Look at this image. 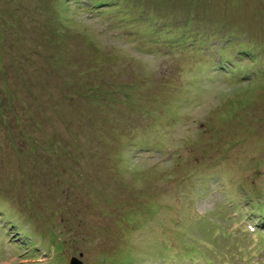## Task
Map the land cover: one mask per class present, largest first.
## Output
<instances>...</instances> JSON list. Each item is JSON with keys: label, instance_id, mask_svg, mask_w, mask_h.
<instances>
[{"label": "rangeland", "instance_id": "374dc122", "mask_svg": "<svg viewBox=\"0 0 264 264\" xmlns=\"http://www.w3.org/2000/svg\"><path fill=\"white\" fill-rule=\"evenodd\" d=\"M24 3L0 43V264H264L227 203L264 204V0Z\"/></svg>", "mask_w": 264, "mask_h": 264}, {"label": "trees", "instance_id": "16d2710c", "mask_svg": "<svg viewBox=\"0 0 264 264\" xmlns=\"http://www.w3.org/2000/svg\"><path fill=\"white\" fill-rule=\"evenodd\" d=\"M7 2L8 3L14 2V7L11 8L12 9V12L7 11V14H10L11 15L10 17H11V19L13 21H10V22L7 21V23H10V24H9V28H5V31L2 28V26L0 25V43H2V44L5 43L6 42L5 40H7L10 36L14 35L15 30L16 31L18 30L17 25L20 24V22L22 20H25V18H23V17H25V15H27V14L23 13V12L26 11V9L24 8V5H25L24 0H19L18 3H17V0H7ZM62 2L63 3H67L66 5L69 8L72 7L71 3L74 2L78 6L82 5L83 6L82 8H85L88 11H91V12L94 11V12H97V13H100V9H102V12L101 13H104V11H106L104 9H106V8L112 9V7H115L114 6V0H85V2H83L81 0H54V3L56 5V6L54 5V8L56 9V7H58L59 4L62 3ZM82 2H83V4H81ZM48 3H50V2H48ZM19 5H22V7L21 8L17 7ZM48 8L51 9V7L49 6V4H48ZM108 11H110V10H108ZM53 14H54L53 19L57 18V14H55V13H53ZM6 16H8V15H6ZM123 18H126L127 19V17H123ZM181 18H179V21H181ZM135 22L137 24V21H135ZM19 26L21 27L22 25H19ZM22 28H23V26H22ZM149 30H152V29L150 28ZM186 30L187 29H185V28H182V30H179L178 29L179 32H184ZM59 31H60V29L55 32L53 30V28H52V31H51L50 35L53 36V37L54 36H57L59 34ZM124 31H129L131 34L134 33L133 31L126 30V29ZM17 32H18L17 35H20L21 32L20 31H17ZM190 35H192V34H190ZM51 36H50V38H51ZM158 38L159 39H156L155 37H152V39H153L152 42L159 43L160 46H162V48H167L170 51H175V49H180L182 51L190 50L191 48H193L192 45L194 44L193 43V44L190 45L191 42H184V43H178V44L175 43V44H173V43H170V41H168V40H167L168 42H166L164 39H161V38H163V36L162 37H158ZM183 38H185V37H183ZM25 42H26L25 39L22 40V41L20 39H18L17 42H15V43L8 41V43H12L14 45L19 44V43H25ZM158 45L156 47H158ZM241 49H244V46L243 45H241ZM241 49L238 48V50L240 51V53H246V54L249 53V52H246L245 50L241 51ZM210 50H211V56H212V60H213L212 63L214 65V69L216 70L215 71L216 73L221 74V75H224L226 78H230V79L231 78H234L236 76H237V79L239 77H241V75L244 73V71L241 72L238 69H236V67H235V65H237L238 62L241 61V59L236 58L232 62V59L229 58V57H227V55H230V54L228 53V50H226V49L225 50H222V51L221 50L215 51V50H212V49H210ZM169 52H167V53H169ZM232 54H234V53H232ZM2 55H3V52L0 53V70H2V74L4 75V71H3L2 65H1L2 64V61H3V56ZM250 57L253 59V55L250 56ZM11 65H13V66H15V68H17L16 67V64L14 62H12V61H11ZM260 65H262V64H260ZM263 72L264 71H262L261 73H263ZM242 77H245V76H242ZM6 81H8V80L6 79ZM6 83H9V82H6ZM6 88H9V87H6ZM2 90H5V88H0V91H2ZM40 147L43 148L44 146H40ZM40 147H39V149H40ZM53 147L55 148L56 146L53 145ZM34 151H36V150H34ZM34 151H29L27 155L23 154V155H19V156H20V158L29 157V160H30V157L33 155ZM43 151H47V149H43ZM52 153H54L52 150H48L46 155H50L51 156V159H53V157L51 155ZM55 153H58V150H55ZM37 156H39V155H37ZM37 156L34 157V159H37L39 161L38 168H42L44 166V161L45 160L43 158L42 159H39V158H37ZM70 186H73L76 189L79 188V186L78 185H75L73 182H70L65 188L68 189ZM61 189H63V188H61ZM34 196L37 198V195L34 194ZM69 196H72L73 197L74 196V191H70L69 192ZM263 206H264V204H260L259 203L257 205L256 209L260 210V208L263 207ZM187 260L196 262L195 258H193V257L190 258V259H187Z\"/></svg>", "mask_w": 264, "mask_h": 264}, {"label": "water", "instance_id": "95a60500", "mask_svg": "<svg viewBox=\"0 0 264 264\" xmlns=\"http://www.w3.org/2000/svg\"><path fill=\"white\" fill-rule=\"evenodd\" d=\"M70 264H83V263L76 258H72Z\"/></svg>", "mask_w": 264, "mask_h": 264}]
</instances>
